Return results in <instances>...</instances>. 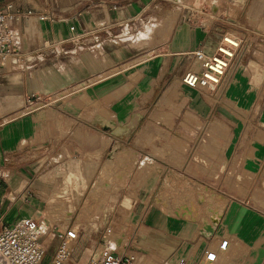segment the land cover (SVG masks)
<instances>
[{"label": "crops", "instance_id": "1", "mask_svg": "<svg viewBox=\"0 0 264 264\" xmlns=\"http://www.w3.org/2000/svg\"><path fill=\"white\" fill-rule=\"evenodd\" d=\"M26 1L17 0L7 6L4 3L3 7L11 16V26L18 30L22 47L33 53L34 58L29 67L0 62V218L4 223L37 216L26 205L34 202L35 196L30 195H37L41 183L40 178L33 177L79 175L77 160L100 159L95 149L83 155L71 149L72 133L68 130L72 128L75 132L79 127L74 123L96 131L92 134L80 128L79 136L89 140H95V136L108 138L112 147L116 143L115 154L121 147L118 143L137 149L144 144L149 147L151 136L144 137L143 131L150 130V124L159 132L165 129L178 133L193 148L197 137L191 138L194 137L191 125L182 121L169 125L155 114L159 105L172 107L171 104L179 103L171 99L175 93L182 102L180 109L228 125L230 136L222 143L217 139V151L221 149L225 157L220 160L219 153L214 154L211 162L212 168H217L212 185L227 197L202 184L196 194L179 199L177 207L183 218H176L158 205L148 206L153 195L151 187L145 197L136 193L131 205L140 201L141 213L148 207L143 220L148 228L168 233L167 244L179 235L175 244L170 245V253L177 250L193 257L181 256L198 261L207 247L217 246L220 237L229 236L224 259L200 264H264V0H212L221 19L205 17L209 13L204 12L198 20L191 15L193 7L177 3L174 8L179 11V18L169 37L164 42L161 41L165 37L143 46L134 32L141 33L144 24L158 15L157 0H34L29 4ZM205 4L210 10L209 3ZM72 25L74 29L70 28ZM224 31L243 37L249 47L235 58L218 91L212 94L183 84L181 73L196 64L189 51L197 47L213 51ZM130 32L132 35L127 36ZM156 44L159 51L144 53ZM125 61L126 66L110 72ZM96 76L99 78L89 82ZM173 82H178L179 92L169 88ZM78 85V89H72ZM34 92L44 96L66 117L55 120L58 130L67 129L60 139L57 132L44 135L47 116L42 107L48 103L30 104L28 100ZM52 98L54 101L50 102ZM67 117L75 119L74 123ZM159 148L173 150L170 143ZM146 151L154 164L153 156L157 154ZM60 154L61 158L56 157ZM113 164L112 158L103 165L89 163V167L98 166L95 188L99 181L112 175ZM120 164L126 163L118 162L117 170ZM220 171L221 175L224 171L227 174L226 183L219 178ZM86 175L92 177L88 172ZM203 188L210 189L214 198L203 199ZM211 216L218 217L216 224ZM198 219L202 220L201 232L208 239L194 247ZM43 223L45 234L49 225L43 218L39 227Z\"/></svg>", "mask_w": 264, "mask_h": 264}, {"label": "rangeland", "instance_id": "2", "mask_svg": "<svg viewBox=\"0 0 264 264\" xmlns=\"http://www.w3.org/2000/svg\"><path fill=\"white\" fill-rule=\"evenodd\" d=\"M5 1L0 0V8L4 7V3H6L7 6L8 3L16 2L17 0ZM26 2L27 4H29V2L34 3V0H27ZM155 3H160V8L156 10L158 15L144 24L145 28L141 33L140 31L137 33L134 32L140 46L148 42H159L165 37L161 41L164 42V40L169 37L172 27L179 18V11L174 8L177 3L209 13L205 14V17L213 16L214 18H220L217 16L216 3L212 0H157ZM205 3H209L210 10L207 9L209 6ZM167 15L172 16V18L165 17ZM164 29H166V34ZM132 33L130 32L127 36H131ZM157 44L153 47L155 48L154 51L153 48H151L147 49L144 53L150 55L159 51L156 49L158 46ZM161 44L162 43H160V45ZM127 62L128 61H125L119 64L110 72L126 66ZM96 78H99V76L92 77L89 82ZM177 83L178 82L171 83L169 88L176 89V91L179 92ZM78 87L79 85L72 89H78ZM72 89H69V91ZM171 97L172 100L175 99L176 102L179 103L171 104L172 107L165 104L159 105L155 111L156 116L158 114L157 117L169 125H172L174 121H182L185 125H191L194 129V137L191 138L197 137L196 145L192 148L185 137L165 129H162L160 132L156 131L155 125L150 124L152 125L150 126V130L145 129L143 131L144 137H147L148 134L151 136L149 138V147L147 144H144L143 147L137 149L118 143L121 147L116 151L117 154H115V152L113 153L115 155L112 157L114 160L113 173L111 176L106 177V179L99 181L96 188L93 185L99 173L97 170L98 166L97 169H95L89 167V163L97 162L103 165L111 158L109 154L117 144L115 143L112 147V140L108 138L103 139L100 138V136H95V140H89V137L79 136L77 133L78 130L80 128L86 129V127L82 123H74L75 119L67 117V120H73L75 126H79L76 128L75 132H72V128L68 130L69 134L72 133L70 136L71 145H69L71 149L75 148L76 152L78 154L82 153V155L87 151L91 152L95 149L99 152L100 159L98 161L89 159L82 161L77 160L76 172L79 175L66 176L60 174L57 176L33 177L35 179L40 178L41 183L37 195H34V193L30 195L35 196V204H33L34 202H28L26 205L30 207L32 213H35L40 219H46L49 225L47 232L41 235L47 248L42 264H45L49 260L56 247L57 236L53 234L55 232L54 229H57L59 224L65 225L67 223H74L79 234L71 257V264H83L93 251H99L106 246L114 248L118 252L139 250L143 253H148L149 250L157 251L160 254L157 256L154 255L155 259L165 258L174 260L181 255L188 256L189 258L193 257L177 250L170 253V245L175 244L179 235H175L176 238L172 239V242H170L171 244H167L168 241L166 240V236L169 234L150 227L148 228V223L143 220L148 207L144 209V213H141L142 203L140 201L133 206L131 205L136 193L145 197L150 193L149 190L152 188L153 195L148 202V206L152 205L156 207V205H158L163 211L172 214L176 218H183L185 216L181 214L180 207H177V203L179 199L186 197L189 193L196 194L198 192V186L200 187L204 184L220 195L225 196L226 194L215 185H212L211 179L212 177L216 178L217 168L216 166L212 168L211 162L212 155L214 154L217 155L219 153L220 160L225 157L220 151L221 149L217 151V139L222 143L225 137L230 136L228 125L223 121L205 119L203 117H198L190 111L180 109V104H182L179 100L180 98H178L175 93ZM54 98L50 99V102H53ZM43 103L45 104L48 102ZM39 104L41 103L34 105L37 106ZM42 108H45L44 112L47 116V119H45L47 122L43 123L45 127H47V132L44 129V135L48 134V136H51L52 134L57 135L58 133L57 136L60 139L63 134H66L67 129L65 132L58 130L55 120L61 118L64 120L66 117L50 103ZM48 127L50 128L48 129ZM86 130L92 134L96 133L95 130ZM152 139H155L153 140L154 142H151ZM215 139L216 143H214ZM38 140L42 141L40 138ZM164 143H170L173 150L162 151L159 147H162ZM208 144H210L211 147ZM146 149L157 154L153 156L155 159L152 157L155 160V166L152 161L148 159V157L151 156H146V154H148ZM56 157L61 158V154ZM118 162L126 164L122 166L120 164L117 170L116 165ZM129 166H132V168H129ZM116 170L117 174H114ZM225 171L222 175L221 171L219 174V178L224 183L227 182L228 178ZM87 172L90 173L92 176L91 178H88L86 175ZM205 188L202 189L203 193ZM206 192L207 191H205V194ZM205 199L211 200L212 198L207 197ZM45 213H47L46 216ZM140 214L143 215L141 218ZM55 223H58L56 227H54ZM202 224V220L198 219L193 236H197V240L194 241V247L208 239L205 238V233L201 232ZM109 227L110 230H108ZM45 228L46 225L43 223L40 226V230L42 231ZM111 244L116 246L111 247Z\"/></svg>", "mask_w": 264, "mask_h": 264}, {"label": "built area", "instance_id": "3", "mask_svg": "<svg viewBox=\"0 0 264 264\" xmlns=\"http://www.w3.org/2000/svg\"><path fill=\"white\" fill-rule=\"evenodd\" d=\"M203 11L193 9L191 15L198 20ZM74 29L75 26H70ZM249 44L243 37L223 32L220 40L211 52L197 47L189 51L196 62L195 66L187 67L181 73V82L190 87L204 89L215 93L221 87L223 79L237 56L248 50ZM33 53L25 50L19 40L18 30L11 26L9 12L0 8V62L13 67H29L33 62ZM32 98V99H31ZM29 98L30 104L48 102L44 96L34 92ZM34 100V101H33ZM35 102V103H34ZM2 196L0 195V205ZM55 220V219H54ZM39 216L29 215L13 224L4 223L0 218V264H42L46 255V244L42 240V231L39 229ZM58 223L54 224L56 227ZM57 236L56 247L45 264H71L78 229L74 223L58 225L54 229ZM110 230V227L108 228ZM230 237L219 238L217 246L206 248L204 255L198 261L181 256L177 259L154 258L150 252L139 250L118 252L114 248L104 247L93 251L83 264H200L220 261L227 255Z\"/></svg>", "mask_w": 264, "mask_h": 264}, {"label": "bare ground", "instance_id": "4", "mask_svg": "<svg viewBox=\"0 0 264 264\" xmlns=\"http://www.w3.org/2000/svg\"><path fill=\"white\" fill-rule=\"evenodd\" d=\"M114 153V150H113V152L110 154V156H111V158L113 157V154ZM205 191H207L206 192V194H205ZM214 193L210 190V189H204V193H203V199H205V198H207V197H209V198H214ZM211 220H212V222H213V224H216L217 222H218V217H216V218H213L212 216H211ZM39 229H40V227H39ZM211 231V233L214 231V229H212V230H210Z\"/></svg>", "mask_w": 264, "mask_h": 264}]
</instances>
